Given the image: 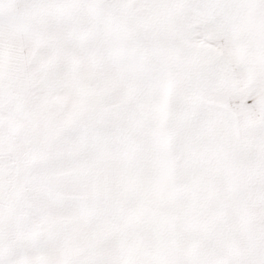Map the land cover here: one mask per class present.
I'll list each match as a JSON object with an SVG mask.
<instances>
[{
    "label": "snow or ice",
    "instance_id": "obj_1",
    "mask_svg": "<svg viewBox=\"0 0 264 264\" xmlns=\"http://www.w3.org/2000/svg\"><path fill=\"white\" fill-rule=\"evenodd\" d=\"M0 264H264V0H0Z\"/></svg>",
    "mask_w": 264,
    "mask_h": 264
}]
</instances>
